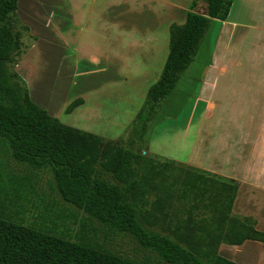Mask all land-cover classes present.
I'll return each mask as SVG.
<instances>
[{"label":"rangeland","instance_id":"rangeland-1","mask_svg":"<svg viewBox=\"0 0 264 264\" xmlns=\"http://www.w3.org/2000/svg\"><path fill=\"white\" fill-rule=\"evenodd\" d=\"M112 1L113 6L105 11ZM191 2L81 0L76 10L73 0H24L17 12L22 25L15 24L22 33V53L14 70L25 80L34 102L62 123L102 136L106 146L141 149L147 158L173 164H186L196 154L199 157L197 151L201 153L209 139L216 151L223 145L234 147L237 139L240 147H248L251 117L260 112L257 99L264 88V74L258 72L264 68V47L258 43L262 36L251 27L257 18L264 26V0H235L225 22H211L188 69L160 101L145 136L129 144L134 119L148 89L162 74L170 49V26L185 22ZM195 11L205 13V3L199 2ZM77 16L84 28L76 23ZM219 43L220 63L216 58ZM214 60L217 67L206 78ZM77 98L82 103L67 114L66 108ZM243 133L250 136L242 137ZM0 169L6 173L5 184L9 175L30 180L19 192L6 184L0 213L73 241L88 239L138 261L169 264L130 235L108 231L65 202L54 188L49 169L24 167L1 147ZM238 207L259 212L261 220L253 217L264 230V199ZM146 208L156 214L162 209L161 205L154 209L152 204ZM163 210L168 213L161 225L165 230L190 239L198 247H215L206 245L201 237L208 235L204 231L207 224L200 221L210 214L207 208L201 207L194 216L182 207ZM256 242L223 244L236 249L221 253L234 258L235 251L245 263L264 264V244ZM221 245L216 247L218 252Z\"/></svg>","mask_w":264,"mask_h":264},{"label":"trees","instance_id":"trees-1","mask_svg":"<svg viewBox=\"0 0 264 264\" xmlns=\"http://www.w3.org/2000/svg\"><path fill=\"white\" fill-rule=\"evenodd\" d=\"M18 1L0 0V147L13 160L33 171L49 169L54 188L65 202L108 231L130 235L169 264H239L219 255L216 247L242 245L247 240L264 244L257 220L233 213L238 192L234 180L224 181L186 164L159 162L145 157L141 149L106 146L102 137L62 123L34 102L25 80L14 70L22 53V33L15 26L21 24ZM234 1L192 0L185 22L170 26V49L162 74L148 89L134 119L130 145L145 136L160 101L188 69L211 22L226 21ZM199 2L205 3V13L195 11ZM82 101L75 99L66 113ZM5 176L0 169V199L7 186L19 192L25 181L30 182L9 175L6 186ZM148 204L162 209L156 214L146 208ZM167 206L172 211L185 208L193 216L201 207L207 208L210 214L200 221L207 224L208 235L201 237L215 247H198L165 230L161 225ZM0 264L153 263L115 253L85 238L73 241L0 213Z\"/></svg>","mask_w":264,"mask_h":264},{"label":"crops","instance_id":"crops-1","mask_svg":"<svg viewBox=\"0 0 264 264\" xmlns=\"http://www.w3.org/2000/svg\"><path fill=\"white\" fill-rule=\"evenodd\" d=\"M73 1H74L73 5H75L76 10H79V8L81 7L80 6L81 0H73ZM23 2L24 0L18 1V11H17L18 13H20ZM110 6H113V1L111 4L109 3L108 5H106L104 10L106 11L107 9L110 8ZM20 17L22 18L23 21L27 20V19H24V17L21 15ZM49 21H50V18H49ZM77 21L78 22L76 23L80 27L82 28L85 27L84 25H81L82 20L78 16H77ZM26 23H29V22L26 21ZM66 23H69V22L67 21ZM251 28L252 30H255L258 35L262 36V38L260 39L261 41H258V43L262 47H264V26L261 25L259 18L256 19V22L252 23ZM221 37H220V43L222 39ZM220 43H219V49H218V56L216 57L217 60L219 59L218 60L219 63L222 57L221 50H220ZM95 57L96 56H94V61L96 59ZM216 67H217V64L215 63V60H214L213 65H211L207 69L206 78L210 74L213 73ZM258 72L260 73L263 72L264 74V68L262 70H259ZM31 98L33 99L32 96ZM257 100H259V107L256 106V108H259L260 112L257 117L253 116L252 114L251 122H250L251 136L250 134H245V133H243L244 135L242 136V137L250 136L251 141L248 144V147H246L245 145L240 147L241 145L240 140L237 139L236 141L233 142L234 147H230V145H223L216 151L213 149V145L211 142L212 140L209 139L208 142H205L203 149H201V153H200V149L199 151H197V153L199 154V157H197L198 155L196 154V157H193L191 161L186 163V165H190L192 167L205 171L209 174L215 175L219 177L221 180H224V181L234 180L235 182H237L238 192L236 195L233 212L236 211L238 213H241L242 216L243 215L244 216H254L258 218L259 220H261V214L259 212L248 209L246 207H240V208L238 207L239 204L248 205V204H253V203H260L264 199V88H262L261 95L259 99ZM210 106L211 104L209 105V107ZM257 228L260 230H263L262 228L259 227V225ZM247 241H251V240H247ZM256 243L258 244V241ZM260 243L261 242H259V244ZM221 246H222V249L220 250V252H218V254L225 257L224 255H222L221 251L229 247L223 244ZM229 249L233 253L232 249H236V248L232 247ZM234 254H235V256H233L234 258H227V257L225 258L230 259L232 261L238 260L242 262V264H248V263L241 261L238 258V255L235 251H234Z\"/></svg>","mask_w":264,"mask_h":264}]
</instances>
